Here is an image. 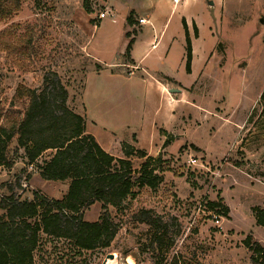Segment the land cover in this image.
Listing matches in <instances>:
<instances>
[{"label":"rangeland","instance_id":"rangeland-1","mask_svg":"<svg viewBox=\"0 0 264 264\" xmlns=\"http://www.w3.org/2000/svg\"><path fill=\"white\" fill-rule=\"evenodd\" d=\"M18 2L0 18V123L19 85L40 89L45 78L60 79L69 92L67 105L85 116L102 149L117 158H125L123 145L153 149L149 156L160 157V169L166 168L157 172L154 190L138 191L125 209L110 210L118 232L109 248L79 253L68 241L41 235L34 264H102L109 254L113 264H153L148 228L131 218L140 209L168 226L170 248L158 263L178 257L185 264H257L244 242L251 237L264 246V228L252 214L255 207L264 209V0ZM133 11L149 25H129L130 16L138 20ZM127 34L141 36L140 69L130 67ZM187 36L195 47L190 72ZM153 38L160 40L154 48ZM110 60L122 66L107 74ZM152 78L165 84V96L154 84L150 88ZM14 104L20 112L21 104ZM165 114H171L166 130L160 123L154 127ZM147 121L152 125L145 136L139 130ZM49 155L33 166L23 156L10 169L0 166V200L31 201L35 192L61 199L69 181L40 176L38 167ZM130 161L139 170L145 160ZM219 199L229 214L215 220L207 203ZM100 215L96 203L84 219L96 222Z\"/></svg>","mask_w":264,"mask_h":264},{"label":"trees","instance_id":"trees-1","mask_svg":"<svg viewBox=\"0 0 264 264\" xmlns=\"http://www.w3.org/2000/svg\"><path fill=\"white\" fill-rule=\"evenodd\" d=\"M18 3V0H0V18L13 13ZM87 13H90L88 9ZM131 20L130 16L128 23L132 26ZM127 35L131 39L126 48L129 56L134 39ZM25 43L23 36L18 41L20 48ZM191 61L192 48L187 36L188 72ZM68 99L69 92L60 79L45 78L40 89L19 85L5 110L0 123V166L10 169L20 156L33 166L46 152H51V157L38 167L40 176L47 181H69V187L61 199H49L35 192L31 201H20L14 196L0 200L3 211L0 264H34L33 253L41 235L68 241L79 253L109 248L118 232L110 210L125 209L124 203L138 191L154 190L160 182L157 172L166 170L160 169V157H150L145 150L129 145H123L125 158L110 155L87 132L85 116L70 109ZM13 102L21 104L20 112L14 110L17 105ZM14 142L16 147L12 149ZM132 157L145 160L139 170L133 169ZM96 203L101 205L98 221H85V211ZM207 209L215 212L217 218L229 214L221 199L208 202ZM252 214L256 225L264 228V209L255 207ZM131 218L135 224L148 228L147 252L153 264H161L157 260L170 248L167 224L148 209L136 211ZM244 246L252 252L255 263L264 264V246L251 237ZM167 264L185 263L174 257Z\"/></svg>","mask_w":264,"mask_h":264},{"label":"crops","instance_id":"crops-1","mask_svg":"<svg viewBox=\"0 0 264 264\" xmlns=\"http://www.w3.org/2000/svg\"><path fill=\"white\" fill-rule=\"evenodd\" d=\"M132 17H137L138 18V20L137 19H132L131 21H132V27H133V25H135L134 23L135 22H138L139 23V20L140 19H143V20H145L143 17H141V16H138V14H136V12L135 11H133V13H132ZM144 25H149V22L147 21V20H145V23L144 24H139V26H140V28L142 27V26H144ZM140 35V34H139ZM140 37L141 36H136L135 38H133L134 40H133V44H132V46H131V50H130V53H129V56H128V60H129V62H130V67H132V68H134V70L135 69H140L141 68V66H142V61H143V59H144V57H139V54H137V48H138V46H139V44L141 43L140 42ZM159 41L160 40H158V41H156V43H155V39L153 38L152 40H151V44H152V48H154V47H156L157 46V44L159 43ZM163 41V40H162ZM127 47V46H126ZM194 44H192V62H191V64L193 65V62H194V57H195V50H194ZM126 49V48H125ZM126 51V50H125ZM120 56H122V54L120 55L119 54V57H118V59H120ZM102 63V62H101ZM103 64V63H102ZM120 66H122V65H118V64H116V63H114L112 60H110V62H108L107 64H104V69L106 70V71H104L105 73H109V72H111L112 73V69H116V68H118V67H120ZM129 66V65H128ZM103 72V73H104ZM110 74V73H109ZM157 74V73H156ZM160 74H163V73H160ZM165 75V74H164ZM166 77H168V78H170L169 76H167V75H165ZM152 80V83L150 82V88H152V86H153V84H154V86L157 88L156 90H159L160 91V95H163V96H165L164 95V92H165V84L164 83H162V82H160L158 79H156V78H152L151 79ZM158 92V91H157ZM157 95V94H156ZM153 96H155V93H149V97H151V98H153ZM167 101H168V99H167ZM169 106H170V108H171V106H172V104L170 103L169 104ZM169 110H171V109H169ZM171 114H169L168 116H166V114L163 116V119H162V121L161 122H156V121H154L153 122V125H154V127H155V125L157 124V123H160V125H161V128L160 129H163V130H166V124H167V122L168 121H170L171 119ZM151 123H150V125H149V122L147 121L146 122V125H142V129L141 130H139L140 132L141 131H144V135L145 136H147V130H149V128L151 127ZM86 129H87V132H88V128H87V124H86ZM89 133V132H88ZM136 134V145H139V142H140V136H139V134L138 133H135ZM148 135H149V133H148ZM142 150H145L148 154H151L152 153V151H153V149H149L148 151L146 150V149H142ZM156 153H159V150L156 152Z\"/></svg>","mask_w":264,"mask_h":264},{"label":"built area","instance_id":"built-area-1","mask_svg":"<svg viewBox=\"0 0 264 264\" xmlns=\"http://www.w3.org/2000/svg\"><path fill=\"white\" fill-rule=\"evenodd\" d=\"M175 3L178 1V0H173ZM106 16H107V13L106 12H102V13H100L99 15H98V17H99V19H101V20H103V19H105L106 18ZM143 23H145V20H143V19H140L139 20V24H143ZM191 162H193V161H191ZM215 220H217L218 218L216 217V216H212Z\"/></svg>","mask_w":264,"mask_h":264},{"label":"water","instance_id":"water-1","mask_svg":"<svg viewBox=\"0 0 264 264\" xmlns=\"http://www.w3.org/2000/svg\"><path fill=\"white\" fill-rule=\"evenodd\" d=\"M115 256L113 254H109L106 256L102 264H107L108 260H114Z\"/></svg>","mask_w":264,"mask_h":264},{"label":"bare ground","instance_id":"bare-ground-1","mask_svg":"<svg viewBox=\"0 0 264 264\" xmlns=\"http://www.w3.org/2000/svg\"><path fill=\"white\" fill-rule=\"evenodd\" d=\"M107 264H113V261H111V260L109 261V260H108Z\"/></svg>","mask_w":264,"mask_h":264}]
</instances>
